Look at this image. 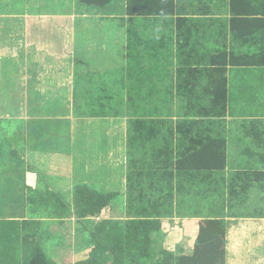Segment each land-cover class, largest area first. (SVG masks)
<instances>
[{
  "label": "crops",
  "instance_id": "0c3cea01",
  "mask_svg": "<svg viewBox=\"0 0 264 264\" xmlns=\"http://www.w3.org/2000/svg\"><path fill=\"white\" fill-rule=\"evenodd\" d=\"M126 4L0 0V20L6 22L0 24V223L18 224L6 245L14 263L75 264L91 250L74 244L77 224L85 230L104 219L159 218L140 213L127 217L128 207L136 208L128 205L129 171H135L131 162L139 157L132 150L129 119L89 112H99L96 98L106 96L99 91L110 95L122 90L114 81H131L133 95L149 94L137 92L138 87L147 88L138 82L158 79L164 71L161 57L155 62L144 58L147 46L153 47L148 36L171 27L157 23L175 19L180 97L186 98L187 114L180 124H206L208 136L202 139H225V170L203 172L208 177L225 173L240 184L233 192L226 183L220 215L208 204V216L182 218L193 232L180 246V255L192 254L201 220L223 218L226 264H264V181L243 190L238 178L242 172L264 173V67L230 65L232 54L264 50V28L242 36L233 22L262 18L257 6L239 0L238 15L247 12L238 16L232 0H180V5L178 0L174 17H129ZM96 80L107 81L109 88L98 90ZM82 184L118 193V213L106 216L115 207L110 206L99 217L76 218L74 188ZM234 205L246 213H234ZM140 209L148 213L146 207Z\"/></svg>",
  "mask_w": 264,
  "mask_h": 264
},
{
  "label": "rangeland",
  "instance_id": "374dc122",
  "mask_svg": "<svg viewBox=\"0 0 264 264\" xmlns=\"http://www.w3.org/2000/svg\"><path fill=\"white\" fill-rule=\"evenodd\" d=\"M0 24L6 25V22L0 20ZM174 24L175 19L157 23L165 28L169 25L171 27L162 28L159 34L153 33L151 38L148 36L150 42L153 40L151 44L153 47L147 46L144 50L146 55L144 58L155 62L158 57H161L163 64L160 69L164 71L158 75V79L138 82L147 88L138 87L137 92L149 94L146 96L133 95L134 89L130 88L132 82L120 80L114 81L113 84L120 85L122 90L114 89L113 93L108 95V92H103L99 87L109 88L108 82L96 80L98 90H102L99 92L106 96L101 95L96 98L100 105L99 112H89L91 115L94 113L104 116L120 115L129 119L131 130L134 133L131 136L132 150L134 149L139 157L131 162V165L135 162V171L132 174L129 171L131 192L130 195L128 194V205L134 204L136 208L128 207L127 217L131 218L136 213H140L141 216L148 215L163 219L162 232L153 235L152 252L156 255L164 250L169 251L166 248H170L172 250L170 252L179 255L180 246L193 232V226L184 225L182 218L208 216L209 213L206 212L208 204L211 205L209 208L215 215H220L219 210L222 212L225 206L226 183L230 189L233 188V192H237L235 188L240 187L239 183H235L234 177H226L225 173L208 177L204 172L191 173L176 170L175 162L185 149L183 134H180L178 126L183 127L182 131L191 130L192 135L197 134L196 138H205L208 136V131L205 129L206 124H180L186 111V98L180 97V74L177 72L180 68V32L176 34L172 27ZM156 44H160L159 51ZM194 115L193 112L192 116ZM187 122L190 123V121ZM217 125L223 126V124ZM242 198L243 196L238 199ZM205 199L208 200L205 201ZM117 200L118 198L111 205L115 207L106 211V216H114L118 213ZM202 201H204L203 204ZM62 202L68 206L66 201ZM141 207H146L148 213L144 214ZM232 211L240 214L246 213L245 210L235 209V205ZM121 217L126 216L123 214ZM83 229L82 224H77L72 229V233L77 235L76 238L74 237V244L82 248V251L89 250L88 234ZM68 230L63 231L68 232ZM143 263L155 264V259L144 260Z\"/></svg>",
  "mask_w": 264,
  "mask_h": 264
},
{
  "label": "trees",
  "instance_id": "16d2710c",
  "mask_svg": "<svg viewBox=\"0 0 264 264\" xmlns=\"http://www.w3.org/2000/svg\"><path fill=\"white\" fill-rule=\"evenodd\" d=\"M89 6L105 7L115 0H79ZM232 0L233 11L238 15ZM178 0H127L129 17H174L177 15ZM242 3L257 6L262 18L234 20L238 33L242 36L254 35L264 28V0H242ZM258 3V4H257ZM246 9L240 11L246 13ZM252 12V11H251ZM180 28V18L177 20ZM240 24V25H237ZM219 60V58H218ZM230 65L234 67H264V50L257 54L231 55ZM187 117V114H185ZM183 122H181L182 124ZM180 132L181 126H178ZM185 142L184 152L175 162L180 172H220L226 168V140L220 137L196 138L191 130L181 132ZM247 190L252 183L264 181L263 172H242L238 174ZM118 193H105L88 185L74 188L73 209L78 219L99 217L109 208ZM34 194L30 195L33 204ZM35 203V202H34ZM163 230L161 219L133 218L128 220L104 219L96 222L91 229L85 227L90 246L89 254L75 264H144V260L155 259V264H226L227 226L223 218L203 219L199 223L196 242L192 254L177 255L170 251L152 252L153 235ZM18 231L14 222L0 223V264H15L14 253L6 247Z\"/></svg>",
  "mask_w": 264,
  "mask_h": 264
}]
</instances>
